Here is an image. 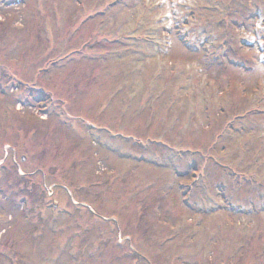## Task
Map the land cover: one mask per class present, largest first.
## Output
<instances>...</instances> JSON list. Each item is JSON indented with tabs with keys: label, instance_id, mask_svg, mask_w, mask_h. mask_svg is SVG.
<instances>
[{
	"label": "rangeland",
	"instance_id": "rangeland-1",
	"mask_svg": "<svg viewBox=\"0 0 264 264\" xmlns=\"http://www.w3.org/2000/svg\"><path fill=\"white\" fill-rule=\"evenodd\" d=\"M16 1L0 264H264V0Z\"/></svg>",
	"mask_w": 264,
	"mask_h": 264
},
{
	"label": "water",
	"instance_id": "water-1",
	"mask_svg": "<svg viewBox=\"0 0 264 264\" xmlns=\"http://www.w3.org/2000/svg\"><path fill=\"white\" fill-rule=\"evenodd\" d=\"M22 159H24V156H22Z\"/></svg>",
	"mask_w": 264,
	"mask_h": 264
}]
</instances>
